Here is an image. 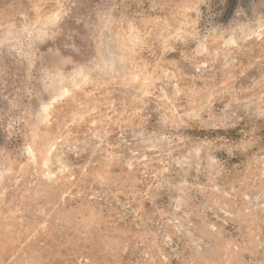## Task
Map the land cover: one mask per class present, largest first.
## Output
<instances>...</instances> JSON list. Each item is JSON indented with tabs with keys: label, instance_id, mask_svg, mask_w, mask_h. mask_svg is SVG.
I'll use <instances>...</instances> for the list:
<instances>
[{
	"label": "rangeland",
	"instance_id": "rangeland-1",
	"mask_svg": "<svg viewBox=\"0 0 264 264\" xmlns=\"http://www.w3.org/2000/svg\"><path fill=\"white\" fill-rule=\"evenodd\" d=\"M0 264H264V0H0Z\"/></svg>",
	"mask_w": 264,
	"mask_h": 264
}]
</instances>
